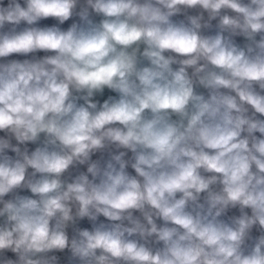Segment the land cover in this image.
<instances>
[{"label": "clouds", "instance_id": "1", "mask_svg": "<svg viewBox=\"0 0 264 264\" xmlns=\"http://www.w3.org/2000/svg\"><path fill=\"white\" fill-rule=\"evenodd\" d=\"M0 264H264V0H0Z\"/></svg>", "mask_w": 264, "mask_h": 264}]
</instances>
